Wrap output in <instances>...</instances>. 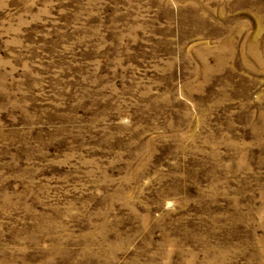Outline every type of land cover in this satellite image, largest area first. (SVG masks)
<instances>
[{
	"label": "rangeland",
	"instance_id": "obj_1",
	"mask_svg": "<svg viewBox=\"0 0 264 264\" xmlns=\"http://www.w3.org/2000/svg\"><path fill=\"white\" fill-rule=\"evenodd\" d=\"M0 264H264V0H0Z\"/></svg>",
	"mask_w": 264,
	"mask_h": 264
}]
</instances>
